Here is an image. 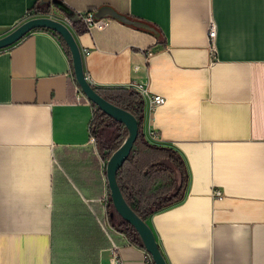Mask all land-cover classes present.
Returning a JSON list of instances; mask_svg holds the SVG:
<instances>
[{"label":"crops","instance_id":"obj_1","mask_svg":"<svg viewBox=\"0 0 264 264\" xmlns=\"http://www.w3.org/2000/svg\"><path fill=\"white\" fill-rule=\"evenodd\" d=\"M42 1L50 13L32 11L38 0H0V38L50 16L72 30L93 86L142 84L166 98L143 123L189 176L182 199L146 220L167 264H264V0ZM101 8L159 33L109 16L78 33L80 14ZM53 32L0 50V264H113L115 251L119 264H154L110 221L121 216L108 206L107 138L92 136V105L78 100ZM172 180L144 179L139 198ZM121 181L134 193V158Z\"/></svg>","mask_w":264,"mask_h":264},{"label":"trees","instance_id":"obj_2","mask_svg":"<svg viewBox=\"0 0 264 264\" xmlns=\"http://www.w3.org/2000/svg\"><path fill=\"white\" fill-rule=\"evenodd\" d=\"M50 4L47 2H38L35 4L32 11L35 13H50ZM96 19H101L102 17H98L97 13L94 14ZM112 17V16H109ZM114 18V17H113ZM128 19V23L133 24L139 29H143L144 31L150 32L152 34H158L159 30L146 22H143L141 19L126 17ZM74 27L78 33H83L88 31L87 25L83 24V19L80 18L74 22ZM47 30V29H45ZM54 35L61 41L65 51L68 54L70 62L73 67L72 56L68 45L66 44L63 37L57 32H53ZM77 82V81H76ZM96 90L108 101L113 104L131 112L139 122V135L134 144V148L130 153L127 161L121 167L118 172V181L121 186L122 192L129 202L130 206L134 209V211L145 221L156 211H160L166 207L174 205L178 203L182 197L185 188L188 184V173L185 167V162L182 156L172 147H167L164 145H154L149 143L142 132L143 127V118H144V100L140 93L133 88L127 87H95ZM93 109V119L91 123V134L94 137H100L101 126L106 123L108 120H112L114 124L119 126L120 133L113 137L112 139L108 138L106 140V149H107V157L108 159L117 150L120 145L124 142V140L128 136L127 128L120 122L116 121L112 117L108 116L105 112H103L96 104L91 102ZM148 155L151 158H156L153 162H150L148 165H144L140 163L139 157L140 155ZM134 158V193L128 191L125 188L124 184L121 181V176L123 175L124 169L126 166L131 163ZM167 160L172 164L176 169L179 170L180 173V181L175 179L174 177V169L171 168L170 165L166 164L162 160ZM172 176V186L170 188H166L167 185H159L153 191H150L148 194H144L139 198V195L142 193L141 188L143 186V180L147 179L148 181H154L156 184L160 179H164V177ZM176 189L174 193H171L170 190ZM142 195V194H141ZM134 200V202L131 201ZM108 206L114 209V205L112 203V198L109 193L108 198ZM113 226L117 227L120 231L125 233L127 237L133 244L139 245L140 247L145 248L144 243L138 233V231L126 220L120 217V220H117V223L114 220L110 219Z\"/></svg>","mask_w":264,"mask_h":264},{"label":"water","instance_id":"obj_3","mask_svg":"<svg viewBox=\"0 0 264 264\" xmlns=\"http://www.w3.org/2000/svg\"><path fill=\"white\" fill-rule=\"evenodd\" d=\"M47 1L50 2V0ZM97 16H112L124 22L128 21L126 17L121 16L111 8H101L97 12ZM37 29H49L57 32L63 37L70 49L74 75L82 92L87 96L90 102L96 104L108 116L122 123L127 128V138L120 145V147L114 151L106 164V175L112 203L119 215L138 231L147 252L153 259L154 264H167L152 229L149 227L147 222L142 219L130 206L118 181V172L127 161L139 135V122L137 118L131 112L105 99L96 90L95 86L91 84L84 71L81 49L75 40L72 30L63 22H60L50 16L31 18L7 35L0 38V50L12 46L30 32Z\"/></svg>","mask_w":264,"mask_h":264},{"label":"built area","instance_id":"obj_4","mask_svg":"<svg viewBox=\"0 0 264 264\" xmlns=\"http://www.w3.org/2000/svg\"><path fill=\"white\" fill-rule=\"evenodd\" d=\"M81 18L83 19L84 23L87 25L88 30H91L94 27H102L104 26L105 22L103 20L96 19L93 11H87L85 13L80 14ZM217 23L212 20L209 26V44H210V50L212 51V54H214L215 51V40L217 36ZM89 50H84L83 54L87 55L89 54ZM155 54V51L153 49H148L146 51V55L148 57ZM132 88L135 89L140 93L144 100V114H151L158 106L163 105L166 102V98L161 94H152L147 86H144L142 84H133ZM76 90L78 92V100H86L87 102H90V100L87 98V96L82 92L80 86L76 85ZM91 103V102H90ZM142 132L145 137V139L154 145H162V142H158V134L152 130L148 126L142 127ZM213 195L216 197H221L222 191L221 190H214ZM150 261L153 262L152 257L149 255ZM120 258L118 257L117 251L114 252V259L113 264H119Z\"/></svg>","mask_w":264,"mask_h":264},{"label":"rangeland","instance_id":"obj_5","mask_svg":"<svg viewBox=\"0 0 264 264\" xmlns=\"http://www.w3.org/2000/svg\"><path fill=\"white\" fill-rule=\"evenodd\" d=\"M120 133L119 126L114 124L113 121L110 119L106 121L104 125L101 126L100 137L107 139H112L113 137L117 136Z\"/></svg>","mask_w":264,"mask_h":264},{"label":"bare ground","instance_id":"obj_6","mask_svg":"<svg viewBox=\"0 0 264 264\" xmlns=\"http://www.w3.org/2000/svg\"><path fill=\"white\" fill-rule=\"evenodd\" d=\"M75 80H76V78H75ZM78 84V83H77Z\"/></svg>","mask_w":264,"mask_h":264}]
</instances>
